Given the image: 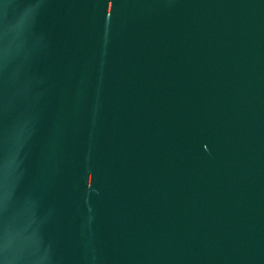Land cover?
<instances>
[{"label":"water","instance_id":"water-1","mask_svg":"<svg viewBox=\"0 0 264 264\" xmlns=\"http://www.w3.org/2000/svg\"><path fill=\"white\" fill-rule=\"evenodd\" d=\"M0 264H264V0H0Z\"/></svg>","mask_w":264,"mask_h":264}]
</instances>
